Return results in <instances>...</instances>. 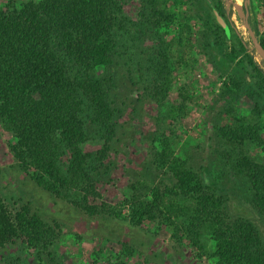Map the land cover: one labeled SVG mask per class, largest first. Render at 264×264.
Masks as SVG:
<instances>
[{"label": "trees", "instance_id": "1", "mask_svg": "<svg viewBox=\"0 0 264 264\" xmlns=\"http://www.w3.org/2000/svg\"><path fill=\"white\" fill-rule=\"evenodd\" d=\"M205 2L212 17L207 21L211 32L206 31L204 37L209 44L221 45L222 39L230 35L217 22L212 7L228 24L230 18L223 0ZM138 14V19L132 20L120 0H27L18 7L0 8V117L16 137L8 146L20 168L37 170L34 178L38 184L79 205L88 215L105 210L104 205L91 203L89 197L99 195L95 175L101 167H109L106 159L116 136L114 109L97 68L110 62L113 36L120 29L133 23L142 31L144 26L171 23L178 15L158 0H139ZM252 27L264 46V35L255 24ZM178 40L182 42L181 36ZM238 40V45L231 43L225 48L223 61L250 74L256 92L261 95L264 65L247 50L241 38ZM169 45H159L156 54L148 59L152 73L148 94L165 109L158 121L171 114H186L189 99L188 89L182 84L177 89V100L164 102L172 83ZM248 80V76L235 70L223 80L224 91L233 96ZM262 110L257 109V113ZM85 111H89L88 118L102 136L103 142L95 151L82 147L88 140L82 117ZM257 129L256 122L241 121L217 128L228 143L242 147L245 139L250 138L264 151V140ZM159 140V147L154 146L152 151L153 160L171 171L173 181L150 186L146 195L132 185V192L124 200L129 221L138 225L143 219L158 216L169 223L182 219L177 222L181 225L175 226L193 243H197L202 231L209 234L216 264H264V237L257 225L248 217L230 216L226 197L205 183L197 169L174 154L167 137L160 136ZM240 150L235 165L247 176L249 200L264 218V156L262 161H256ZM64 153H68L67 161L62 158ZM109 211L119 214V210ZM55 225L58 226L56 222ZM53 232L54 228L39 213L31 211L28 202L11 204L0 193L1 247L18 236L46 246L52 241Z\"/></svg>", "mask_w": 264, "mask_h": 264}, {"label": "rangeland", "instance_id": "2", "mask_svg": "<svg viewBox=\"0 0 264 264\" xmlns=\"http://www.w3.org/2000/svg\"><path fill=\"white\" fill-rule=\"evenodd\" d=\"M24 1L27 0H0V8L18 7ZM120 1L124 12L132 20L138 19L139 0ZM158 1L174 9L177 18L158 27L144 26L142 31L133 23L120 29L113 36L110 62L97 68L96 74L103 77V88L114 109L112 119L116 126L106 159L109 167H101L95 175L99 195L89 197L91 203L104 205L105 210L88 215L79 205L38 184L34 178L37 170H24L16 161L8 146L16 137L0 117V193L11 204L28 202L31 211L39 213L54 228L52 241L46 246L19 236L0 246L1 263L216 264L213 242L206 231L200 233L195 244L182 229L176 228L182 219L169 223L158 216L143 219L138 225L128 219L124 200L132 192V185L146 195L150 186L173 181L171 171L153 160L152 151L154 146L159 147L160 136L167 137L174 154L197 169L205 183L226 197L230 216L250 218L264 237V218L249 200L248 178L235 165L240 148L254 160L262 161V146L250 138L245 139L242 147L228 143L217 130L225 123L256 122L264 140V92L260 90L259 95L250 74L226 64L222 57L225 48L231 43L238 45L241 38L257 59L243 17L231 1L223 0L230 18V38H223L221 45H212L204 37L206 31L211 32L207 21L212 17L205 0H183L176 4L173 0ZM235 1L247 8L249 23L255 24L264 35V0ZM165 43H171L168 56L172 83L164 102H175L178 86L182 84L188 89L189 99L186 114L181 117L171 114L158 121L165 109L148 94L147 87L152 82L148 59ZM235 70L249 80L243 81L232 96L224 91L223 80ZM230 105L232 110H228ZM259 108H263L261 113H257ZM87 112L82 117L88 140L82 147L95 151L103 140ZM62 158L67 161L68 153ZM111 209L119 210V214L113 215Z\"/></svg>", "mask_w": 264, "mask_h": 264}, {"label": "water", "instance_id": "3", "mask_svg": "<svg viewBox=\"0 0 264 264\" xmlns=\"http://www.w3.org/2000/svg\"><path fill=\"white\" fill-rule=\"evenodd\" d=\"M229 1H231L233 3L234 7L238 10V12L243 17L244 27L247 29L249 36H250V39L253 43V46L258 53L257 59L260 60L264 65V46L262 45L261 41L259 40L258 35L256 34L255 30L253 29V27L249 23L250 22L249 17H248L249 13H248L247 8L242 7L235 0H229ZM212 9H213L214 15L216 16L217 22L223 27L227 36H229L230 35V25L228 24L227 20L215 7H212Z\"/></svg>", "mask_w": 264, "mask_h": 264}]
</instances>
